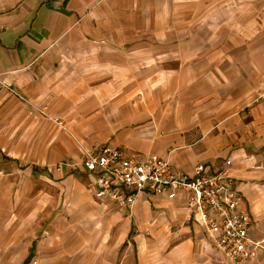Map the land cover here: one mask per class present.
Segmentation results:
<instances>
[{"label": "crops", "instance_id": "obj_1", "mask_svg": "<svg viewBox=\"0 0 264 264\" xmlns=\"http://www.w3.org/2000/svg\"><path fill=\"white\" fill-rule=\"evenodd\" d=\"M70 133L192 177L232 161L264 240V0H0V264H230L188 195L97 201Z\"/></svg>", "mask_w": 264, "mask_h": 264}, {"label": "built area", "instance_id": "obj_2", "mask_svg": "<svg viewBox=\"0 0 264 264\" xmlns=\"http://www.w3.org/2000/svg\"><path fill=\"white\" fill-rule=\"evenodd\" d=\"M55 123L65 129L64 123ZM78 145L86 175L91 177L89 191L97 201L111 202L131 211L145 193L153 197L166 195L171 200L188 195L186 209L191 215L188 220H196L230 264H245L264 254V240L252 236L251 216L231 177L232 161L227 163L228 168L211 174L207 167L199 165L192 177L165 157L143 155L131 159L123 151L106 145L93 148L80 142Z\"/></svg>", "mask_w": 264, "mask_h": 264}, {"label": "rangeland", "instance_id": "obj_3", "mask_svg": "<svg viewBox=\"0 0 264 264\" xmlns=\"http://www.w3.org/2000/svg\"><path fill=\"white\" fill-rule=\"evenodd\" d=\"M89 188V187H88Z\"/></svg>", "mask_w": 264, "mask_h": 264}]
</instances>
